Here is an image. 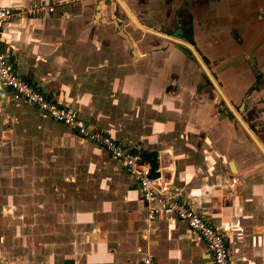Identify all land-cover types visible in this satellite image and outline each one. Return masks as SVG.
Here are the masks:
<instances>
[{
    "label": "crops",
    "instance_id": "1",
    "mask_svg": "<svg viewBox=\"0 0 264 264\" xmlns=\"http://www.w3.org/2000/svg\"><path fill=\"white\" fill-rule=\"evenodd\" d=\"M44 1L52 12L3 25L0 47L14 70L90 128L152 153L160 193L217 227L232 264H264V156L232 112L264 147V0ZM126 11L154 31L188 21L232 110L193 56ZM9 140L49 148L32 165L35 182L23 178L29 170L2 167L0 153V261L141 264L150 254L156 264H212L197 234L143 200L107 152L0 92V145Z\"/></svg>",
    "mask_w": 264,
    "mask_h": 264
},
{
    "label": "built area",
    "instance_id": "2",
    "mask_svg": "<svg viewBox=\"0 0 264 264\" xmlns=\"http://www.w3.org/2000/svg\"><path fill=\"white\" fill-rule=\"evenodd\" d=\"M54 5L39 0L23 8L0 7V36L3 25L11 18L23 14L38 15L43 9L52 12ZM0 92H7L11 101H20L32 105L42 113L44 118L65 126L76 136L103 149L129 174L136 183L143 200L157 202L161 209L183 221L189 229L197 234L210 256L212 264H232L225 235L205 217L194 212L183 201L163 196L155 184L154 177L151 175V164L143 157L141 152L134 150L131 146L101 130L90 128L88 123L74 111L61 105L40 88L28 82L14 70L12 63L2 52L1 47ZM152 214L153 212L150 210L149 217ZM0 264L5 263L0 261ZM141 264L156 263L150 254H146L141 259Z\"/></svg>",
    "mask_w": 264,
    "mask_h": 264
},
{
    "label": "rangeland",
    "instance_id": "3",
    "mask_svg": "<svg viewBox=\"0 0 264 264\" xmlns=\"http://www.w3.org/2000/svg\"><path fill=\"white\" fill-rule=\"evenodd\" d=\"M46 121H47L46 119L40 120L41 123H45ZM23 142L16 140H9L8 143L6 144L2 143L0 145V153L8 154L7 164L6 161L3 160L2 167L5 166H7L8 168L13 167L15 170H18L17 172H21V173L29 170L30 172L24 175L23 178H27L29 179V181L33 180V182H35L37 176L36 174L32 173L33 167L35 166L32 165L37 164L39 160L42 159L40 157L38 159V155L40 154L42 149L49 148V144L46 141H43V144L39 146H37L38 144H36L35 147L32 145L31 141L25 143ZM44 164L45 162L43 163V165ZM45 165H49V164L46 163ZM41 167H42V163H41Z\"/></svg>",
    "mask_w": 264,
    "mask_h": 264
},
{
    "label": "water",
    "instance_id": "4",
    "mask_svg": "<svg viewBox=\"0 0 264 264\" xmlns=\"http://www.w3.org/2000/svg\"><path fill=\"white\" fill-rule=\"evenodd\" d=\"M126 14L130 17V19L135 23V25L145 31H148V32H151V33H156L155 31L153 30H149V29H146V28H143L141 27L139 24H137L133 17L126 11ZM109 23L113 26L115 32L125 41V43L127 44V46L129 48H131V41L129 39V37L127 36V34L120 28L119 26V23L116 19H112L110 18L109 19ZM181 30L180 29H177L175 32H173V36H167V35H163V34H159L160 36H163V37H166V38H169L170 40L172 41H177V42H180L182 43V45L185 46V48H187L190 53L193 55V57L196 59V61L198 62L199 66L201 67V69L203 70V72L206 74V76L208 77L209 81L211 82V84L214 86L216 92L218 93V95L221 97V100H223L224 104H226L230 109V105L229 103L227 102V100L225 99V97L223 96V94L221 93L218 85L215 83V81L213 80V78L211 77V75L209 74L207 68L205 67V65L203 64V62L200 60V58L198 57L197 53L194 51V49L186 42H183V41H180L176 38H174V36H179L177 35L178 33H180ZM158 34V33H157ZM186 52V51H185ZM187 53V52H186ZM232 110V109H231ZM236 120L239 122V124L241 125V127L243 128V130H245V132L247 133V135L250 137V139L254 142V144L257 146V148L259 149V151L263 154L264 156V147H262L260 145V143L257 141V139L255 138V136L253 135V133L249 130V128L243 123V121L240 119V117L232 110Z\"/></svg>",
    "mask_w": 264,
    "mask_h": 264
},
{
    "label": "flooded vegetation",
    "instance_id": "5",
    "mask_svg": "<svg viewBox=\"0 0 264 264\" xmlns=\"http://www.w3.org/2000/svg\"><path fill=\"white\" fill-rule=\"evenodd\" d=\"M176 20H177V23H176V27H174V29H172V30H159V31H155L156 33H151V32H149V34H151V35H154V36H156V37H158V38H162V39H164V40H166V41H168V42H171V43H173V45H175L176 47H178L179 49H181L182 50V52H184V54L185 55H188V56H193L191 53H190V51L187 49V48H185V46L184 45H182V43H180V42H177V41H172V40H170L169 38H166V37H163V36H160L159 34H163V35H167V36H173V32H175L177 29H180L181 30V32L180 33H178L177 35H179V36H174V38H176V39H178V40H180V41H183V42H186V43H188L191 47H192V42H191V39H190V37H191V28H190V23L188 22V21H186L187 22V24L185 25V26H183L184 24H183V19H181L179 16L176 18ZM147 29V28H146ZM150 30V29H149ZM154 31V30H153ZM158 33V34H157ZM193 48V47H192ZM194 49V48H193ZM187 53H186V52ZM194 51H195V49H194ZM196 52V51H195ZM198 55V54H197ZM198 57H199V55H198ZM194 58V57H193ZM200 58V57H199ZM195 59V58H194ZM196 60V59H195ZM200 60L202 61V59L200 58ZM203 62V61H202ZM204 64V63H203ZM210 74V73H209ZM209 80V79H208ZM207 80V81H208ZM211 83V82H210ZM214 87V86H213Z\"/></svg>",
    "mask_w": 264,
    "mask_h": 264
},
{
    "label": "trees",
    "instance_id": "6",
    "mask_svg": "<svg viewBox=\"0 0 264 264\" xmlns=\"http://www.w3.org/2000/svg\"><path fill=\"white\" fill-rule=\"evenodd\" d=\"M255 74H256V81L258 82V73L255 71ZM142 155H143V157L146 159V160H148L149 162H150V164H151V175L153 176V172H152V170H153V167H154V165H155V160H154V158L152 157L153 156V154L152 153H144V152H142Z\"/></svg>",
    "mask_w": 264,
    "mask_h": 264
}]
</instances>
